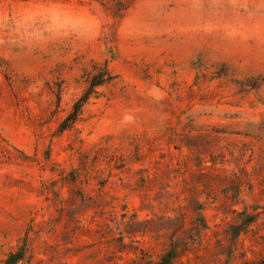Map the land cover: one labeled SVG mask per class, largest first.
<instances>
[{
    "label": "rangeland",
    "instance_id": "rangeland-1",
    "mask_svg": "<svg viewBox=\"0 0 264 264\" xmlns=\"http://www.w3.org/2000/svg\"><path fill=\"white\" fill-rule=\"evenodd\" d=\"M20 247L264 264V0H0V264Z\"/></svg>",
    "mask_w": 264,
    "mask_h": 264
},
{
    "label": "trees",
    "instance_id": "trees-1",
    "mask_svg": "<svg viewBox=\"0 0 264 264\" xmlns=\"http://www.w3.org/2000/svg\"><path fill=\"white\" fill-rule=\"evenodd\" d=\"M104 78V79H103ZM112 77L106 69L102 71L100 76H95L92 82L88 83L87 88L82 93V95L75 101L72 106L71 111L67 116L61 121L59 125V132H63L69 129L78 119L81 114L82 107L88 102L92 91L107 81L111 80ZM25 249L23 247L18 248L17 250L9 253L4 259L2 264H18L25 258ZM175 259V250L174 248H169L162 256V264H173Z\"/></svg>",
    "mask_w": 264,
    "mask_h": 264
}]
</instances>
